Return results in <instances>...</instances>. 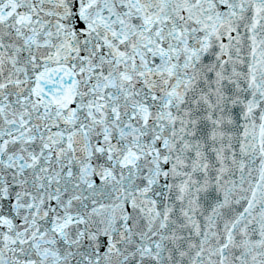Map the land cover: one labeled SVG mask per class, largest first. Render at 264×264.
Returning a JSON list of instances; mask_svg holds the SVG:
<instances>
[{
    "label": "snow or ice",
    "instance_id": "obj_1",
    "mask_svg": "<svg viewBox=\"0 0 264 264\" xmlns=\"http://www.w3.org/2000/svg\"><path fill=\"white\" fill-rule=\"evenodd\" d=\"M0 264H264V0H0Z\"/></svg>",
    "mask_w": 264,
    "mask_h": 264
}]
</instances>
